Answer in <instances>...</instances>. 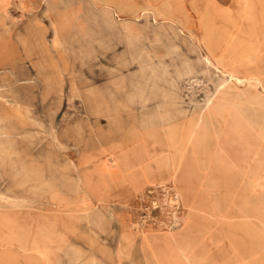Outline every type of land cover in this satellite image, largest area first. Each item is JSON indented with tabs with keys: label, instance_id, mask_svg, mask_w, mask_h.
Instances as JSON below:
<instances>
[{
	"label": "rangeland",
	"instance_id": "rangeland-1",
	"mask_svg": "<svg viewBox=\"0 0 264 264\" xmlns=\"http://www.w3.org/2000/svg\"><path fill=\"white\" fill-rule=\"evenodd\" d=\"M38 1V12L56 13L70 33L57 32L58 50L66 51L58 86L37 87L57 101L33 104L22 119L9 116L10 103L1 102L7 86H0V213L28 217L58 190L81 193L79 159L89 145L114 144L131 127L155 131L197 114L201 139L169 147L188 153L195 146L211 160L213 190L192 206L172 183L147 189L138 207L122 204L134 210L128 223L136 234L154 228L172 235L191 224L198 236L213 237V254L228 264H264V47L247 63L227 51L236 25H245L237 21L244 0H110L114 5L102 7ZM11 9L30 12L20 3ZM107 206L110 213L86 215L89 256L74 245V264H115L121 214L115 203Z\"/></svg>",
	"mask_w": 264,
	"mask_h": 264
},
{
	"label": "crops",
	"instance_id": "crops-1",
	"mask_svg": "<svg viewBox=\"0 0 264 264\" xmlns=\"http://www.w3.org/2000/svg\"><path fill=\"white\" fill-rule=\"evenodd\" d=\"M90 1L99 7L114 5L110 0ZM13 3H20L30 12H14ZM152 3L148 2V6ZM39 5L38 0H0V86H7V92L3 88L1 102L10 103L5 105L9 116L21 119L31 115L33 104L57 101L37 87L58 86L61 53L66 51L58 50L57 32L60 29L62 38L70 33L67 28L62 30L59 23L66 20L59 19L56 13L38 12ZM133 5L137 10L138 4ZM114 10L120 17L119 11ZM242 20L245 25H236V32L245 33V38L235 32L227 51L235 62L247 63L255 60L264 47V0H244L243 8L237 12V21ZM232 76L243 79L234 71ZM248 79L262 81L253 75ZM198 117L195 114L179 123L142 133L131 127L114 144L89 145L78 160L82 168L81 193L58 190L50 205L28 217L1 211L0 264H74L75 246L82 252L86 250L89 256L90 226L86 215L93 211L110 213L107 204L112 202L116 204L114 212L121 214L113 253L115 264H228L222 255L213 254V237L198 236L197 227L190 224L174 235L154 228L136 234L128 223L134 210L122 207H138L137 198L144 191L167 183L176 185L192 206L194 200L204 196L203 191L213 190L211 160L203 159L195 146L188 153L169 147L201 139L196 134L204 122L199 119L201 122L196 125L194 120ZM174 128L177 132L172 136ZM150 139L154 140V148L147 151L144 146ZM85 259L82 257L81 261Z\"/></svg>",
	"mask_w": 264,
	"mask_h": 264
}]
</instances>
